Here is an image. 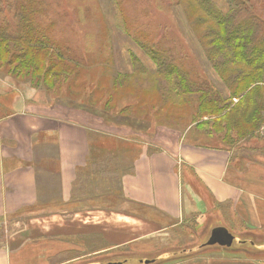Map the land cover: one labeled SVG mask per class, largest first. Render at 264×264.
Masks as SVG:
<instances>
[{
	"label": "crops",
	"instance_id": "1",
	"mask_svg": "<svg viewBox=\"0 0 264 264\" xmlns=\"http://www.w3.org/2000/svg\"><path fill=\"white\" fill-rule=\"evenodd\" d=\"M10 94L0 86V264H101L176 251L193 222L264 234L262 154L181 141L147 152L142 143L123 159L120 181L103 188L87 177L89 128L6 104ZM20 214L4 234L2 224ZM155 263L264 264L224 250L144 264Z\"/></svg>",
	"mask_w": 264,
	"mask_h": 264
},
{
	"label": "trees",
	"instance_id": "2",
	"mask_svg": "<svg viewBox=\"0 0 264 264\" xmlns=\"http://www.w3.org/2000/svg\"><path fill=\"white\" fill-rule=\"evenodd\" d=\"M168 1L182 8L189 29L199 28L196 35L211 66L229 88L228 95L198 70L183 51L180 39L169 42L170 35L164 31L160 36H153L156 31H148L135 22L127 14L123 2L116 0L122 32L151 60L152 67H145L130 52L131 73L116 74L111 89L107 81L101 85L103 89L98 96L118 99L135 94L137 88L129 87V82L135 86L138 73L145 71L150 75L152 84L156 82L154 78L165 76L175 95L196 96L197 112L195 118H191L196 131L210 125L201 132L210 138L222 135L228 142L234 139L229 134L231 131L242 130L241 135L245 137L247 133L254 135L263 130L264 135V0H224L226 9L214 0ZM48 7L47 0H0V69H7L11 75L23 74L36 85L72 87L78 71H86L92 62H87L84 56L80 57L70 46L63 35V28L60 30L62 36L58 34L57 22L46 17ZM84 73V76L80 74L79 81L82 88L90 80L89 75ZM161 90V86L157 85L158 95L148 101L139 92L137 108H156L158 103L160 106ZM170 92L165 89L167 95ZM182 101L184 104L189 102L185 98ZM202 117L212 122L201 121ZM87 140L90 168H86L91 170L87 177L101 180L103 188L115 179L120 181L119 173H123L121 169L125 163L123 159L131 152L137 151V154L142 145L134 139L90 128ZM218 148L233 149L225 145ZM153 150L158 149L147 145V152ZM127 260L122 257L118 261L125 264ZM116 261L104 258L101 264H114Z\"/></svg>",
	"mask_w": 264,
	"mask_h": 264
},
{
	"label": "rangeland",
	"instance_id": "3",
	"mask_svg": "<svg viewBox=\"0 0 264 264\" xmlns=\"http://www.w3.org/2000/svg\"><path fill=\"white\" fill-rule=\"evenodd\" d=\"M49 3L46 17L53 18L57 22L58 34L62 32L71 47L85 57L91 64L86 71H78L73 86L57 85L49 87L45 84L36 85L32 79L23 74L11 75L7 69H0V86L5 92H11L5 96V103L13 106L20 105L22 110H31L37 115L52 116L63 121L78 119L94 130L117 135L121 138L150 144L157 149L166 148L177 144L179 141L194 145H209L233 148L239 151L262 154L264 156L263 130L258 133H247L243 137L242 130L231 131L229 134L234 139L226 141L223 136L210 138L201 132L208 128L194 129L197 99L194 95L177 96L169 88L168 78L161 76L154 78L155 83L150 82V75L145 71L138 73L135 86L129 82V87H136L135 94H127L126 97L109 98L98 96L103 87L109 82L111 89L114 76L131 73V60L129 53H134L141 64L148 69L152 67L151 60L137 47L129 36L124 35L117 16L118 4L116 0H47ZM120 1V0H118ZM126 6L127 14L148 31H156L153 36H160L165 32L170 41H179L180 45L196 64L198 70L204 76L214 81L225 95L229 88L207 59L204 46L197 37L198 29H189L184 18L182 8L179 5L170 4L168 0H121ZM223 9L227 8L224 0H214ZM62 36V35H61ZM179 45V44H178ZM89 75L84 87H80V74ZM140 72V71H139ZM61 84V83H59ZM100 85V86H99ZM140 85V87H139ZM155 85V87L153 86ZM160 85V106L156 108H137L140 98L139 92L145 100L154 99L157 94L156 87ZM80 87V88H79ZM169 89L170 94L165 93ZM163 92V94H161ZM182 98L188 103L184 104ZM115 100V101H114ZM138 100V101H137ZM236 102V99L232 100ZM84 103V104H83ZM137 109V110H136ZM199 116V115H198ZM201 121L212 122L211 119L202 117ZM127 122V123H126ZM129 125V126H128ZM135 126V128H133ZM250 135V136H248ZM257 135V136H256ZM231 150V151H232ZM132 208V207H131ZM23 214L14 217L9 223L2 224V232L15 228L13 222L22 220ZM192 223V222H191ZM188 228H183L184 238L182 245L176 251L165 250V253L154 252L150 255L125 257V264H144L143 260L177 258L186 255L200 254L205 250L225 251L232 256L252 258L253 261L264 262V234L237 233L231 229L229 232L234 239L229 247L217 245H205L210 233L209 224L196 227L187 223ZM226 228V227H225ZM182 235V233H181ZM183 238V237H182ZM164 251V252H165ZM124 258V257H123ZM122 257H116L120 262ZM161 261V260H159ZM159 261L157 263H159ZM155 263V264H157Z\"/></svg>",
	"mask_w": 264,
	"mask_h": 264
},
{
	"label": "water",
	"instance_id": "4",
	"mask_svg": "<svg viewBox=\"0 0 264 264\" xmlns=\"http://www.w3.org/2000/svg\"><path fill=\"white\" fill-rule=\"evenodd\" d=\"M233 235L229 230L223 226H216L211 229L209 236L205 242V245H218L222 247H229L233 242ZM144 263H148V259L143 260ZM114 264H120L115 262Z\"/></svg>",
	"mask_w": 264,
	"mask_h": 264
}]
</instances>
